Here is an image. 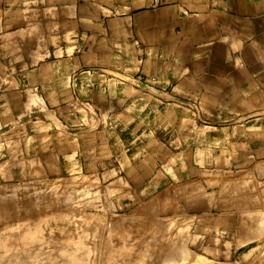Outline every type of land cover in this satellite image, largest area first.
<instances>
[{
    "label": "crops",
    "instance_id": "obj_1",
    "mask_svg": "<svg viewBox=\"0 0 264 264\" xmlns=\"http://www.w3.org/2000/svg\"><path fill=\"white\" fill-rule=\"evenodd\" d=\"M0 175L194 213L198 251L264 262V0H0Z\"/></svg>",
    "mask_w": 264,
    "mask_h": 264
},
{
    "label": "rangeland",
    "instance_id": "obj_2",
    "mask_svg": "<svg viewBox=\"0 0 264 264\" xmlns=\"http://www.w3.org/2000/svg\"><path fill=\"white\" fill-rule=\"evenodd\" d=\"M146 202L99 182L0 181V264H264L201 253L194 213Z\"/></svg>",
    "mask_w": 264,
    "mask_h": 264
}]
</instances>
